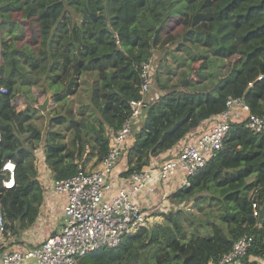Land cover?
<instances>
[{
  "label": "trees",
  "instance_id": "trees-1",
  "mask_svg": "<svg viewBox=\"0 0 264 264\" xmlns=\"http://www.w3.org/2000/svg\"><path fill=\"white\" fill-rule=\"evenodd\" d=\"M160 50L166 52L156 62ZM169 55L180 68L167 62ZM150 59L146 107L121 146L117 175L127 177L177 150L196 127L226 109L228 95L242 97L248 111L230 121L221 149L189 185L180 186V179L172 190L164 182L153 185L152 196L160 186L168 201L143 208L146 225L114 246L79 256L77 264H212L243 234L252 241L242 263L264 264V222L252 208L264 203V129L255 133L244 119L264 117V0H0L4 238L18 236L38 215L43 186L35 150L43 147L56 180L85 169L91 158L95 166L130 115L142 64ZM85 76L89 98L74 110L72 96ZM47 95L59 109L48 120L54 127L43 131L35 117ZM7 160L15 163L11 188L2 185Z\"/></svg>",
  "mask_w": 264,
  "mask_h": 264
},
{
  "label": "built area",
  "instance_id": "built-area-1",
  "mask_svg": "<svg viewBox=\"0 0 264 264\" xmlns=\"http://www.w3.org/2000/svg\"><path fill=\"white\" fill-rule=\"evenodd\" d=\"M150 59L142 64V80L138 89V98L131 99V113L116 130L115 137L110 138L109 147L103 158L92 168L79 169L65 179H52V189L65 194L63 201V222L53 232L38 243L24 245L21 248L4 247V217L0 202V264H77V258L88 251L101 246H114L124 235L134 233L147 224L150 218L145 209L134 199L154 184L167 183L169 190L174 187L173 177L180 178V186L189 185V177L207 164L209 157L221 149L223 138L227 133L231 114L235 108L248 111V105L240 96H227L226 109L211 118L209 129L195 131L183 140L177 150L161 162L150 160L139 171L121 177L114 173L115 163L121 146L133 133L138 118L146 107L145 99L151 82L152 63ZM258 75L257 79H261ZM252 85V82H248ZM6 87L0 86V93ZM245 126L255 133L264 129V117L257 114L244 116ZM35 150V163L43 164V154ZM153 159V158H152ZM1 170L7 174L2 180L5 188L15 185V163L7 160ZM118 180H117V178ZM253 214L259 217L260 206L252 204ZM252 236L243 234L234 242L231 250L212 264H243Z\"/></svg>",
  "mask_w": 264,
  "mask_h": 264
},
{
  "label": "crops",
  "instance_id": "crops-1",
  "mask_svg": "<svg viewBox=\"0 0 264 264\" xmlns=\"http://www.w3.org/2000/svg\"><path fill=\"white\" fill-rule=\"evenodd\" d=\"M211 123L205 122L200 124L196 127V130H200V128L209 129ZM40 149V148H39ZM41 150V149H40ZM168 154H159L153 157L152 160L157 162L163 161ZM43 165L47 166L43 161ZM119 165V164H118ZM117 165V166H118ZM122 163L120 164L121 167ZM117 166L115 167V174L117 173ZM123 166V165H122ZM38 178L48 188V193L43 191V199L39 207V212L36 217L35 222L29 228L21 231L18 236L12 235L7 238H4V247L7 249H14V248H21L24 245H33L38 243L42 240L45 236L50 234L51 232L55 231L63 222V195L54 194L52 191V171L50 168H43L40 169L38 172ZM117 178V176H116ZM179 177H173L174 184L172 187H175L179 181ZM118 180V178H117ZM44 187V188H45ZM149 191L145 190L141 195L138 197H134L135 201L143 208L145 206L151 205V203L159 202L160 199H163L164 203H167V198H164V193L166 190H163V187H158L156 194L157 196L154 197L152 194L156 190L153 186L152 189H148ZM155 202H154V201ZM153 201V202H152ZM157 207H155L156 209ZM154 209V208H153ZM153 217V216H152ZM154 218V217H153ZM27 264H34L33 262Z\"/></svg>",
  "mask_w": 264,
  "mask_h": 264
},
{
  "label": "rangeland",
  "instance_id": "rangeland-1",
  "mask_svg": "<svg viewBox=\"0 0 264 264\" xmlns=\"http://www.w3.org/2000/svg\"><path fill=\"white\" fill-rule=\"evenodd\" d=\"M23 25H24V27H25V29H26V31L28 33L30 32V33L36 35L35 27L32 26L30 22L23 20ZM174 29H175V31H179V30H181V27L178 26V25H176V27ZM26 37H28V35H26ZM159 52H157V51L154 52V55L156 57V60H155L156 62H157V60L159 59L160 56H163L164 55V53L166 52V50H160ZM177 53L179 54L180 52L178 51ZM167 62L169 64H171L173 67L180 68L178 66L177 61L176 60H173V57L171 55L168 56ZM181 67L184 68L185 65H182ZM162 69H163V67H162ZM176 76H177V74H172L171 80H174L176 78ZM89 79L90 78L87 77V76L83 77L82 85H81L78 93L76 95H73L72 96V98H73V100H72V102H73L72 103V106H73V109L74 110L77 108V106L81 102H87L88 101V98H89L88 84H89V81H90ZM148 95H149V92H148ZM55 109H59V107L58 106L55 107L54 104L53 105L52 104L50 105V103L48 101V104H47L46 109L45 110H41V112L37 113V115L35 117V122L37 123V125H39L43 129V131L46 130V129H48L49 126H53L54 127V125H51V124L48 123V120L53 115ZM244 114H245V112L242 111L240 108H235L233 110L232 114H231V117L232 118H238L239 116H243ZM58 128L61 131H64V132L67 133L66 138H68L70 136V132L69 131H66L65 130V127H63L62 125H59ZM40 149L43 152V147L42 146L40 147ZM38 153H39V151H38ZM94 163H95V158L89 159L86 162V164H85V168L87 169V168L94 167L93 166ZM36 166H38V165H36ZM38 168H39V171H40V169L47 168V166H44L42 163H40L39 166H38ZM44 187H45V185L43 184V191L46 192V193H48V188L47 187L44 188ZM52 191H53L54 194L63 195L64 196V200H65V194H63V193L62 194L56 193V192H54L53 189H52ZM151 221H155V220L153 219Z\"/></svg>",
  "mask_w": 264,
  "mask_h": 264
},
{
  "label": "water",
  "instance_id": "water-1",
  "mask_svg": "<svg viewBox=\"0 0 264 264\" xmlns=\"http://www.w3.org/2000/svg\"><path fill=\"white\" fill-rule=\"evenodd\" d=\"M12 63H13V60H12ZM48 101H49V95H47L44 100L42 101V103H40L38 105L39 108H41V110H45L46 107H47V104H48ZM258 222L260 224H262L264 222V203L261 205L260 207V212H259V217H258Z\"/></svg>",
  "mask_w": 264,
  "mask_h": 264
}]
</instances>
